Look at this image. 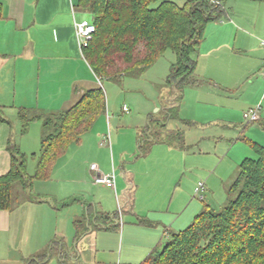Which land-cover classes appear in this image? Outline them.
I'll return each instance as SVG.
<instances>
[{"label":"crops","instance_id":"crops-1","mask_svg":"<svg viewBox=\"0 0 264 264\" xmlns=\"http://www.w3.org/2000/svg\"><path fill=\"white\" fill-rule=\"evenodd\" d=\"M0 3L2 4V16L0 17V107H2L3 117L7 120V122L0 121V175H2L9 170L11 165V155L8 149L10 142L18 144L21 151L27 155L41 148V134L39 135L36 129L32 131V125L36 126L34 125L36 121L31 124L29 131L24 135L20 134V139L16 141L15 126L14 132L11 131L10 120L5 116L4 108L11 107V112L17 110V116L19 107H36L45 115L56 113L66 109L67 104L70 106L75 104L86 90L99 84L77 42L75 21L88 19V16L92 20V15L89 12L78 7L79 0H0ZM243 5L249 13L252 11L250 15L255 12L259 13V11L264 13V0H248V3H243ZM230 12L228 11L227 18L207 24L204 40L198 50L195 68V76L202 82L198 86H186L182 100L186 95L187 88H191L199 90L197 91L198 96L207 101V95H210V93L205 94L204 92L207 86L213 90L214 88H221V90L225 88L230 91L245 83L243 78L248 77L251 70H257L264 66V55L258 52L259 49L253 39L255 38L254 35L249 34L246 30L242 31L243 28L240 25L242 22L237 21V19L247 20L250 16H241L238 10L234 8ZM226 19L227 21H225ZM242 24L247 25L249 23ZM245 51L256 52V66L254 68H250L252 66L248 65L247 61H243ZM32 90L35 91L32 92ZM262 96H264V90ZM182 100L179 104V118L168 119L167 129L182 130L184 146L177 141H161L151 144L143 154H153L156 146L165 145L168 153L174 152L172 155L175 154L182 158L180 164L187 171L189 169L187 159L191 148L186 142L185 132L183 128L174 129L169 127V122L173 119H181L187 126H194L195 118L192 117L187 120L180 115ZM259 101L257 99L251 102L245 101L246 106L243 110V116L248 108L257 105ZM258 105L262 107L261 104ZM125 112L128 113L129 110ZM262 118L263 115L260 116L259 120ZM110 122V118H108L107 126L101 122L100 134L104 135L105 138L106 131H109V147L112 151L114 150L113 144L114 146H120L123 135L120 134L118 129L114 133H110ZM13 124L17 123L13 122ZM88 133L81 137L79 143L71 144L67 153L57 161L49 179L34 181L31 193L27 195L28 198L23 197L26 193H19L15 197V203L11 210H0V264H27L28 260L41 253L51 240L58 238L59 232L63 231L59 230L60 225L62 229L66 227L73 231L74 237L73 245L69 244L63 236L60 238L65 241V264H125L119 257L116 258L113 255L108 259L100 257L99 249L96 247L89 250L87 246L80 248L79 243L88 234L103 230L90 229L77 238L76 233L79 224L76 221L100 211L108 213L117 211L121 222L118 228L104 230L110 232L121 231L123 238L126 236L141 241L142 246L132 252L134 258L127 257V260L136 259L135 261L142 262L157 247L156 243L159 236H161L162 227L165 233L169 230L178 231L174 227H177V223L182 219L187 206L183 204L181 207L177 206L172 210V205H169L166 209L153 208L146 213L143 212L137 206V196L131 195L134 192L138 194L142 188L138 172L127 168L126 162L121 161L122 163L116 169V162L113 161L112 168L109 169L108 166L97 160L99 153L96 155L95 152L103 150L101 147L104 144L100 142L95 147L92 144L93 137H87V143H85L84 137ZM253 140L257 141L256 139ZM139 142L140 134L136 133L133 136V143L137 145L138 149ZM73 146H77L74 151ZM83 148L88 153L87 158L92 159L93 162L86 170L91 177L82 180L77 179L76 169L78 168V162L79 164L84 163L85 159L80 163L77 159L75 160V156ZM121 149L120 147L119 150ZM120 152L122 154L125 150ZM112 153L114 154V151ZM135 161L138 162L139 159L137 158ZM94 163L97 164L98 170L92 168ZM173 167H178V164L175 166L170 163L167 168L171 170ZM63 171L67 174L68 181L78 186L82 185L85 189H94L97 193L100 189L106 190L109 187L96 183V175L98 173L108 174L114 171L116 174V187L113 189L116 192L119 189L124 204H119L118 210H112L106 200L96 197L95 192L93 198H89L88 203H83L84 208L80 215L66 220L64 219V210L60 211L57 207L47 203L34 202L35 198H33L32 193L36 186L54 180ZM208 182L209 179H207V182L205 181L206 190L211 189ZM62 192L43 190L42 192L37 191L36 195H50L56 200L60 198V201H64L68 196L66 197ZM173 199L174 196L172 201ZM72 200L78 201L77 198ZM66 205H68L67 202L62 203L63 207ZM157 214L160 215L156 216ZM166 216L168 217L166 218ZM142 218L149 219L154 224H140L138 221ZM40 248L42 250L39 251ZM111 252L113 251L111 250ZM58 255L56 253L53 256L56 257V263L52 262V257L47 264H61Z\"/></svg>","mask_w":264,"mask_h":264},{"label":"trees","instance_id":"trees-1","mask_svg":"<svg viewBox=\"0 0 264 264\" xmlns=\"http://www.w3.org/2000/svg\"><path fill=\"white\" fill-rule=\"evenodd\" d=\"M226 1L187 0L178 5L172 0H79L78 7L92 15L96 29L83 48V56L100 80L121 82L125 76H141L166 51L175 53L166 83L177 92L176 100L167 107L165 120L157 123L155 129L149 122L140 133L142 153L161 141H177L184 146L183 131L167 129V120L179 118L184 88L202 82L195 76L198 50L207 24L228 17ZM1 10L0 3V17ZM106 112V92L101 84L56 113L45 115L36 107H19L21 135L29 131L33 122L43 121L41 148L35 172L29 174L27 154L18 144L9 143L11 165L0 175V210L13 208L17 184L23 190H31L35 180L49 179L71 144L79 143ZM0 121L7 122L2 107ZM249 142L257 157H246L239 164L228 202L220 209L205 203L186 228L167 231L170 238L166 243L155 247L140 264H264V145L251 139ZM138 222L154 224L143 218ZM76 223L79 238L90 229L118 228L121 222L117 211H100ZM64 251L65 241L55 238L27 264H47L56 253L60 263L65 264Z\"/></svg>","mask_w":264,"mask_h":264},{"label":"rangeland","instance_id":"rangeland-1","mask_svg":"<svg viewBox=\"0 0 264 264\" xmlns=\"http://www.w3.org/2000/svg\"><path fill=\"white\" fill-rule=\"evenodd\" d=\"M172 1L178 5H183L187 2V0ZM243 3H248V0H227L225 7L229 12L234 8L238 10L241 16H250L247 20L236 19L239 23H249L247 25L240 23L243 28L242 31L246 30L249 34L254 35L255 38L253 39L259 49L258 52L264 55V45L261 44L262 39H264V13L259 11V13L255 12L250 15L252 11L249 13L244 8ZM87 18L91 20L90 16ZM256 56V52L245 51L243 53V61H247L248 65L252 66L250 68H254L256 66ZM175 59V53L172 50H168L141 76H125L121 82L107 79L98 81V84H101L106 92L107 112L84 138L85 143H87V137H93L92 144L95 147L100 142L104 144L101 147L103 150H97L95 153L96 155L99 153L97 160L108 166L109 169L112 168L113 161L116 162V169L120 163L126 162L127 168L138 172L142 188L138 194L134 192L131 195L137 196V206L143 212L146 213L153 208L166 209L169 205H172V210L177 206L181 207L183 204L187 206L180 220L182 222L180 223L179 221L176 225L177 227H174L175 230H182L194 220L196 214L202 210L205 203L215 209H220L228 202V191L238 174L240 162L246 157H257V154L250 145L249 139H256L264 145V96H262L264 90L262 77L264 66L257 70H251L248 73V77L243 78V82L245 83L230 91L225 88H222V90L221 88H214L213 90L207 86L204 89L205 94L210 93V95H207V101L198 96L197 91L199 90L187 88L185 91L186 95L182 100L180 115L183 119L187 120L192 117L195 118L194 126H187L181 119H173L170 120L169 127L174 129L183 128L185 132L186 142L191 148L187 159L189 172L183 169L180 164L182 163L181 157L175 154L172 155L174 152H167V146L158 145L153 154L144 155L137 148V145L133 143L134 134L142 133L144 127L149 122H153V128L155 129L157 123L165 120L167 107H170L176 100L177 92L166 83L171 64ZM34 91L32 90V92ZM256 99L260 100L257 105H262L259 114L260 116L263 115V118L257 121H248L243 116V110L246 106L244 102H251ZM124 105L128 107V113L123 110ZM69 106L67 104L65 108ZM10 108H4V114L10 120L11 131L13 130L14 132L15 126V140L18 141L20 139L21 123L17 116V110L11 112ZM108 118L111 119L110 133H114L118 129L120 134L123 135L119 147L117 145L114 146V140L112 139L114 148L112 151H114L115 156L109 144L104 142V135L100 134L101 122L107 126ZM151 118L157 121H150ZM13 122L17 124L14 125ZM42 124V120L36 121L34 124L36 126L32 125V131L36 129V132L40 135ZM105 134L109 135V131L107 130ZM120 147L122 148L121 150H125L122 154L121 150H119ZM72 149L74 151V149H77V146H73ZM84 149L79 151L75 156V160L77 159L80 163L85 159L84 163L79 164L78 162V168L76 169L77 179L82 180L86 177H91L86 170H88L93 162L92 159L87 158L88 153ZM34 152L27 155V171L29 174H34L35 172L40 148ZM137 158L139 159L138 162L135 161ZM170 163L175 166L178 164V167H173L170 170V168H167ZM65 171L61 174L63 177L58 175L54 180L38 184L32 194L33 198H35L34 202L47 203L53 207H57L60 211L64 210V219L69 220V218H74V216L80 215L83 212V203H88L89 198H93V194L96 191L89 188L85 189L82 185L78 186L68 181ZM207 179H209L208 186L211 189L206 190L204 199H200L195 194V186L199 181L203 180L207 182ZM43 190L49 192L63 191L62 193L68 197L64 201H60V198L56 200L50 195H36L37 191L42 192ZM14 192L15 197L19 193H26L23 197L28 198L27 195L31 193V190H23L17 184ZM173 196L174 199L172 201ZM232 196L234 197L235 195L232 194ZM96 197L106 200L112 210H118L119 204H124L119 189L117 192L110 187L106 188V190L100 189L98 193L96 192ZM73 198H77L78 201L72 200ZM64 202H67L68 205L63 207L62 203ZM158 215L160 214L156 216ZM65 224L67 223L65 222ZM65 228L62 229V226H59V230L63 231H61L62 233L59 232L57 237L61 238L63 236L69 244L73 245V231ZM160 235L156 243V246L159 248L170 238L168 232H164L163 227L161 228ZM141 244V241L137 238H127L126 236L123 238L121 231L110 232L106 230L93 234L90 233L79 243L80 248L87 246L89 250L96 247L99 249L100 257L108 259L113 255L116 258L119 257L125 264L141 263V261H135L136 259L127 260V257L134 258L132 257V252L141 247ZM55 258L53 257L52 262L56 263Z\"/></svg>","mask_w":264,"mask_h":264},{"label":"built area","instance_id":"built-area-1","mask_svg":"<svg viewBox=\"0 0 264 264\" xmlns=\"http://www.w3.org/2000/svg\"><path fill=\"white\" fill-rule=\"evenodd\" d=\"M75 29L77 35V42L80 49L83 51V48L86 47L89 41L92 39L93 34L95 32V24L92 20L83 19L81 21H75ZM261 44L264 45V39H262ZM264 77V73H263ZM100 82L101 80L97 78ZM260 109L261 106L257 105L256 107L250 108L248 111L245 112V118L248 121H257L260 119ZM124 111H128V107L124 105ZM104 142L110 144L109 135H106ZM92 168L98 170L97 164H92ZM95 182L98 184H103L111 188L116 187V174L114 171L108 174L98 173L95 177ZM206 191V183L205 181H199L195 187V194L199 196L200 199H204V194Z\"/></svg>","mask_w":264,"mask_h":264}]
</instances>
